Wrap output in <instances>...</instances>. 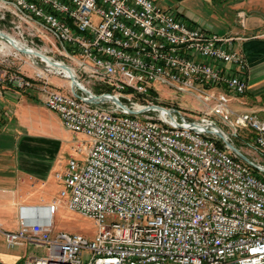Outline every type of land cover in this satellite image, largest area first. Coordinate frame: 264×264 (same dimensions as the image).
Wrapping results in <instances>:
<instances>
[{"label": "built area", "instance_id": "1", "mask_svg": "<svg viewBox=\"0 0 264 264\" xmlns=\"http://www.w3.org/2000/svg\"><path fill=\"white\" fill-rule=\"evenodd\" d=\"M0 32L7 36L1 44L14 40L30 50L9 53L33 68L10 82L38 91L66 128L85 137L74 147L83 159L70 158L58 174L57 203L34 208L42 214L24 208L22 226L5 231L10 245L48 251L22 264H264V170L216 133L231 139L223 125L234 134L245 124L264 157V119L230 105L248 88L246 58L232 37L155 0H0ZM26 36L66 60L30 46ZM53 73L68 78L71 90L55 86ZM158 82L212 104L188 117L158 102ZM59 202L96 222L94 237L55 230Z\"/></svg>", "mask_w": 264, "mask_h": 264}, {"label": "crops", "instance_id": "2", "mask_svg": "<svg viewBox=\"0 0 264 264\" xmlns=\"http://www.w3.org/2000/svg\"><path fill=\"white\" fill-rule=\"evenodd\" d=\"M155 2L190 24L233 38L234 49L244 53L248 66V88L233 97V107L264 119V0ZM51 81L58 88L67 84L59 76H52ZM61 127L66 128L60 115L40 100L38 91L22 90L0 80V264H22L30 255H37L30 249L32 243L10 245L5 231L22 226L24 208L57 203L64 187L58 174L65 172L70 158L85 156L74 149L78 142L74 144L70 136L76 133L67 129L69 133L64 134ZM252 132L251 147L256 136ZM62 204L55 208L54 221Z\"/></svg>", "mask_w": 264, "mask_h": 264}, {"label": "rangeland", "instance_id": "3", "mask_svg": "<svg viewBox=\"0 0 264 264\" xmlns=\"http://www.w3.org/2000/svg\"><path fill=\"white\" fill-rule=\"evenodd\" d=\"M244 16L245 14L243 13L242 19ZM245 18L246 16L244 17V19ZM225 20L227 19H224V21ZM7 30L20 39L21 36L12 31L11 28H7ZM27 38L30 46H36L46 54L52 55L57 59L63 58L64 60H66L65 57H61L59 55L57 50L49 48L51 46L49 43L45 44L41 40H38L36 37H34V42H31V38L27 36L23 40L26 41ZM2 44L0 43V45ZM14 49H17L15 45H10V47L5 49V51H0V80L8 84L11 81L12 76H14L16 73L18 74L23 72L25 74H29L30 76L33 75V68L29 66L28 63H26L24 58L17 57L14 54H9L10 52L15 51ZM25 54L26 53H24V55L22 56L25 57ZM35 58L36 61L41 64V66L46 65V62H43L40 57ZM52 76H59L62 79L64 78L67 84L61 87V89L66 92L71 90L68 78L62 77L55 73H53ZM215 89L217 90V87ZM153 94L160 97L158 102H160L161 104L170 106L174 104L178 106L186 116L192 118L198 117L203 114V112L209 110L208 106L212 104V102L204 100L203 97H198L196 93H194V91H179L177 88L168 86L167 84L161 82L155 83L153 85ZM230 105L231 107H233L232 101L230 102ZM214 117L216 119L218 118L217 115H214L213 118ZM61 128L63 129L64 134L69 133V130H67L68 128ZM223 129L231 135V141L237 148L241 149V151H243L251 159L258 160L264 163V157L261 152L257 149H253V147L249 145L255 134L247 125L243 124L242 127L238 128V130L234 132V134H232L234 130L230 126L223 125ZM70 138L74 144L75 142L77 143L80 140H85V137L80 133L73 134L72 136H70ZM55 224V230H63L69 233L80 232L89 237H94L97 230L96 222L84 215L82 216L80 213L74 210L68 209L64 204L60 205L57 208L55 215ZM30 249L33 251V253H36L39 256H44L48 253V251H46V248L36 247L32 244Z\"/></svg>", "mask_w": 264, "mask_h": 264}, {"label": "water", "instance_id": "4", "mask_svg": "<svg viewBox=\"0 0 264 264\" xmlns=\"http://www.w3.org/2000/svg\"><path fill=\"white\" fill-rule=\"evenodd\" d=\"M0 35L7 37V36H6L4 33H2V32H0ZM8 37H9V36H8ZM12 41H13L14 45H15L18 49H20V50L22 49L24 52H30V50L27 49L25 46H21V47H19L18 43H16L14 40H12ZM38 54H39V55H42V54L39 53V52H38ZM50 61H52V60H50ZM52 62H54L55 64H57L55 61H52ZM63 66L68 70V74H69V76H70L71 79H72V84H73V87H74L75 85H77V81H76V79H75V77H74V74L72 73V71L70 70V68H69L67 65L63 64ZM92 99H93V100H96V101H99V99H97L96 97H93ZM100 99L104 100V97H101ZM116 101H117V102L119 101V103H122L119 99H116ZM216 133H217L218 135H220V136L226 141L228 147L231 148L234 152H236V153L240 156V158H241L242 160L247 161L248 163L254 165L256 168L258 167V168H261V169L264 170V167H261L260 164H259L257 161H254V160L251 159L249 156H247L243 151H241V149L237 148V147L233 144V142L231 141V139H229V138H228V137H227V136H226L221 130L216 131Z\"/></svg>", "mask_w": 264, "mask_h": 264}, {"label": "bare ground", "instance_id": "5", "mask_svg": "<svg viewBox=\"0 0 264 264\" xmlns=\"http://www.w3.org/2000/svg\"><path fill=\"white\" fill-rule=\"evenodd\" d=\"M3 43V47H7V46H10L8 43L7 44H5V42H2ZM18 45H19V47H21V46H25L22 42L20 43V42H18ZM49 64L52 66V62H50L49 61ZM36 210V212L38 213H40V214H42V213H45L46 211H45V209L44 208H39V209H27V212L29 211V212H33V211H35ZM35 212V213H36ZM28 222H34V219H32L31 217H29V219H28Z\"/></svg>", "mask_w": 264, "mask_h": 264}, {"label": "trees", "instance_id": "6", "mask_svg": "<svg viewBox=\"0 0 264 264\" xmlns=\"http://www.w3.org/2000/svg\"><path fill=\"white\" fill-rule=\"evenodd\" d=\"M254 171H255V172H257V171H258V169H255V168H254Z\"/></svg>", "mask_w": 264, "mask_h": 264}]
</instances>
